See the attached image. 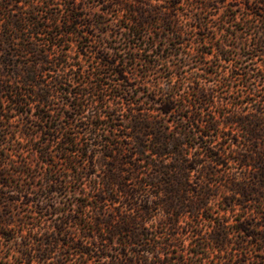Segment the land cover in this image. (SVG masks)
<instances>
[{"label": "trees", "instance_id": "16d2710c", "mask_svg": "<svg viewBox=\"0 0 264 264\" xmlns=\"http://www.w3.org/2000/svg\"><path fill=\"white\" fill-rule=\"evenodd\" d=\"M95 1L0 0V264L15 240L16 264H264V0H197L190 30L182 0Z\"/></svg>", "mask_w": 264, "mask_h": 264}, {"label": "rangeland", "instance_id": "374dc122", "mask_svg": "<svg viewBox=\"0 0 264 264\" xmlns=\"http://www.w3.org/2000/svg\"><path fill=\"white\" fill-rule=\"evenodd\" d=\"M159 1L162 2L163 0H159ZM182 1L184 3L182 5L183 8L179 10L180 23L182 25L185 24L184 27L187 30H190L189 24H187V22L189 20L187 18V16H193L199 10V8H201L202 3H201V1H197V0H182ZM87 4L92 5L94 10H100V6L97 5V2L95 0H87ZM211 13H212L210 16L211 21L209 24L210 29H211L210 36H216V40L224 39V42L226 43L227 37L224 36L219 29V26L223 22V19L226 20V23H225L226 25H229L231 23V22H228L229 19H227V16H225L223 14L224 13V7L212 8ZM236 13H237V20H242L243 18L246 17V13L243 10L237 11ZM232 22H234V21H232ZM212 31H216V35ZM254 34H251L250 37L254 36ZM186 36H187V38H190L191 40H189V39L184 40V43L179 45V46H181V49H182V51L179 50V52H184V50H185V52L189 51V50L192 52H197V48L200 46L199 45L200 44V38H202L203 36H207V34L202 35V33L201 34L200 33L199 34L189 33ZM230 40H231V42H235L234 38H231ZM209 41H210L209 36L205 37V42H209ZM237 44H238V42H237ZM74 48H75V44H74ZM204 49L207 51L212 49L213 52L217 51V49L215 47L211 48L210 44H206L204 46ZM242 50L243 49H242L241 45H238L237 48L233 49L232 54L234 55V58L236 57L237 59L232 60L231 61L232 63L222 61V60H218L215 53H205L203 58L199 57L200 59H203V61H198L197 63L196 62L194 63L191 60V64L187 65L184 68L183 74L186 76V78L184 79V81H186L185 85H187L188 81H191L192 78H194L196 73H200V74L205 73V68H208L209 70H212L215 72L212 74V77L217 78L215 80V82H219V80L222 79L223 76L228 77V74L230 72L231 67H233V64L239 65L240 63H244V60L239 58V55H238V53L242 52ZM166 53H168V51H166ZM177 62H178L177 55L170 56L167 59H161L159 61L160 64L157 67L158 71H156V70H155L156 72L151 71L146 76H144V77H146L145 80L148 81L149 86L153 87L155 84H157L159 82H160V84L165 86L169 82L168 71H166V69L168 67H171V68L175 67ZM245 63L248 64V62H245ZM249 63L251 64L252 68L263 67L264 53H262V51H260L259 55H256L254 57V59L249 60ZM137 72H143L142 62H140L139 65H137ZM173 75H174L173 80L176 81L179 78L177 70H175ZM208 84H213V81L208 82ZM231 90H232L231 92H235L236 87H233ZM231 94H233V93H231ZM236 94H238V92H236ZM223 95L228 96V92L225 91L223 93ZM14 119H15V124H18V125L21 124V121L18 120L17 117H15ZM5 150H34V149H32V148H25V149L8 148ZM53 150H56V149L53 148ZM193 150H195V149H193ZM226 150H230V149L228 148ZM13 157L16 159L18 158V156L16 154H13ZM33 159H34V162H36V159H37L36 156H33ZM43 170H44V168H43ZM88 189H89V187H88ZM50 222H52V219H50V218L46 219L43 222V225L47 226V224H49ZM28 230H29V227H26L25 232H27ZM37 230H35V231H37ZM189 241L190 240H186V244H188ZM16 246H17L16 240L12 241L10 243L5 242L3 244V246H2L3 251L1 253V256L3 257L2 262L4 264H16V255H14L15 252H17V251H15V250H17ZM16 254H19V252H17ZM252 260H253L252 261L253 263H250V264H256V263H254V259H252Z\"/></svg>", "mask_w": 264, "mask_h": 264}]
</instances>
